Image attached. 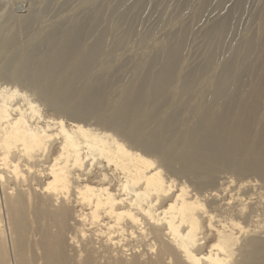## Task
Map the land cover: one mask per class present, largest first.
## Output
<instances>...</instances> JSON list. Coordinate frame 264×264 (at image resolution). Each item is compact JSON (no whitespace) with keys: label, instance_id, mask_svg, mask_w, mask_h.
Instances as JSON below:
<instances>
[{"label":"bare ground","instance_id":"6f19581e","mask_svg":"<svg viewBox=\"0 0 264 264\" xmlns=\"http://www.w3.org/2000/svg\"><path fill=\"white\" fill-rule=\"evenodd\" d=\"M80 1L62 0L58 10H73ZM141 3L138 0L135 7ZM17 16L0 6V19L15 18L23 29L27 21ZM223 29L220 23L208 31L206 42L216 46ZM79 38L75 25L59 38V44L52 43L51 50L57 46L54 53L60 55L70 47L77 53ZM1 48L11 54L8 67L13 80L21 78L45 100L69 104L58 81L63 66L46 64L57 56L51 50L44 56L32 55L30 42L21 45L2 35ZM82 48L81 56L88 51ZM164 57L166 62L171 58L167 53ZM164 77L169 81V74ZM242 102L232 98L221 109L211 105L200 122L207 129L196 142L189 137L181 156L172 160L158 142L140 137L134 148L112 133L123 132L125 138L140 133L131 126L137 120L134 116L142 113L139 101H117L105 108L107 128H96L78 119L98 115L103 108L101 99L83 108L81 104L71 106L73 121L54 120L41 114L24 91L10 86L8 80L0 82V236L5 230L14 232L12 264H253L251 252L261 245L264 256V240L250 239L240 258L232 262L233 231H247L237 219L244 207L239 194L228 191L233 179L218 182L216 166H212L223 157L216 156L219 149L214 144L219 128L227 115L239 118ZM230 147L227 152L234 150ZM93 165L98 168L94 172L89 168ZM192 175L197 180L194 183ZM240 186L254 189L259 183L242 181L236 185ZM257 206L254 202L245 216L255 217ZM207 221L208 237L204 236ZM30 224L36 225L37 239L28 261L22 228ZM79 236L85 238L84 249L77 248ZM0 264H10L1 241Z\"/></svg>","mask_w":264,"mask_h":264},{"label":"rangeland","instance_id":"374dc122","mask_svg":"<svg viewBox=\"0 0 264 264\" xmlns=\"http://www.w3.org/2000/svg\"><path fill=\"white\" fill-rule=\"evenodd\" d=\"M4 1L0 0V6L14 16L24 17L27 24L21 29L15 18L0 19V36L21 45L30 42L32 55L48 54L52 43L59 44V38L71 27L76 25L80 30L77 45H82L77 53L73 54L69 47L65 54L58 55L54 53L56 46L51 50V54L57 55L55 59L46 60L47 65L56 62L63 66V76L58 81L68 105L53 98L45 100L19 77L13 80L8 61L11 54L0 49V82L8 80L10 86L24 91L47 118L73 121L71 114L75 111L71 106L81 104L83 108L88 102L94 105L101 99L103 108L99 114L84 116L78 122L107 128L105 108L117 101H139L142 113L134 116L137 120L131 126L140 133L131 138H125L120 131L112 133L134 148L140 137L158 142L175 160L181 156L189 137L192 143L196 142L207 129L200 122L211 105L221 109L232 98L243 100L239 118L229 114L219 128L214 144L219 149L216 156L223 157L212 166H216L214 177L218 182L233 179L228 191L237 192L244 207V214L237 219L247 231H233L236 244L232 262L240 258L250 239L264 240V0H141L139 7H135L138 0H79L78 7L60 9L62 12L58 10L62 0ZM220 23H224V31L217 38V45L208 44L206 33ZM82 46L88 51L84 49L81 56ZM166 53L171 56L167 62ZM166 73L169 81L164 77ZM86 93L90 95L85 96ZM231 144L234 150L227 152ZM89 168L92 172L98 169L94 165ZM175 168L179 166L175 164ZM196 181L192 175V183ZM242 181L257 182L259 187L237 188ZM254 202L258 203L256 216L248 218L245 214ZM208 225L207 221L206 237L211 233ZM35 226L22 228L28 261L37 239ZM13 233L5 230L0 236L10 264L14 255ZM84 240L79 236L78 249H84ZM211 243H206L205 251ZM257 248L251 252L250 261L264 264L261 245Z\"/></svg>","mask_w":264,"mask_h":264}]
</instances>
